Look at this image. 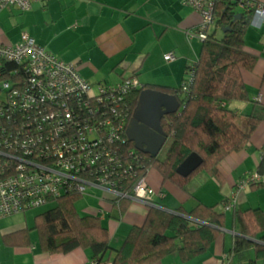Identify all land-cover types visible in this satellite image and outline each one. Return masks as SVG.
Returning <instances> with one entry per match:
<instances>
[{
    "label": "crops",
    "instance_id": "1",
    "mask_svg": "<svg viewBox=\"0 0 264 264\" xmlns=\"http://www.w3.org/2000/svg\"><path fill=\"white\" fill-rule=\"evenodd\" d=\"M247 1L248 6L238 4L248 20L244 50L256 56V62L250 71L242 72L247 99L228 104L244 129L246 116L253 112L261 116L247 147L231 151L218 161V175L203 169L182 185L155 167L146 174L157 193L153 197L157 207L177 213L190 211L199 203L215 206L225 214L224 225L205 252L188 261L172 253L152 264H226L234 239L240 235L235 212L259 208L264 213V22L257 26L254 13L255 5H264V0ZM199 24V14L182 0H37L27 11L12 7L0 10V43L15 44L25 31L62 60L74 63L90 83L111 85L134 75L141 88L172 94L171 90L180 88L188 67L198 60L202 41L195 31ZM169 51L175 53V59L165 61L163 55ZM256 172L259 180L243 183ZM92 188L101 194H86L95 204L80 207V213L99 217L112 246L118 248L133 226L143 224L149 205L129 199L118 218L109 196L98 187ZM227 203L231 208H224ZM19 213L0 217V264L91 263L88 250L81 247L68 252L42 251L36 231V239L32 238L34 230L29 231L30 242L24 243L18 235L31 226L21 219L8 221ZM256 264L263 263L258 259Z\"/></svg>",
    "mask_w": 264,
    "mask_h": 264
},
{
    "label": "trees",
    "instance_id": "2",
    "mask_svg": "<svg viewBox=\"0 0 264 264\" xmlns=\"http://www.w3.org/2000/svg\"><path fill=\"white\" fill-rule=\"evenodd\" d=\"M238 4L239 0L216 1L215 28L202 41L189 91L184 92L181 86L171 90L181 106L178 112L168 115L162 122L170 140L164 157H151L128 140L123 144L126 153H131L129 157L124 154L127 170L113 171L112 162L97 163L99 168L114 172L115 182L116 176L120 178L117 181L120 191L131 195L135 178L146 175L150 167H155L164 177L179 185L203 169L218 175V161L231 151L247 147L261 116L256 112L246 116L244 129L237 122L234 110L228 107L232 101L247 99L242 72L250 71L256 62V56L244 50L248 20H245V12L234 10ZM237 14L241 17L235 19ZM227 26L229 28L223 31ZM218 28L222 31L219 37L215 36ZM18 71V64L0 59V79H12ZM138 92L127 93L124 98L130 118L137 104ZM192 152L200 155L203 161L191 174L181 176L176 168ZM130 166L132 170H129ZM90 172L84 175L92 179ZM83 195L71 185L59 197L50 198L47 203H54L53 207L36 214L32 226L19 233V239L24 243L30 242L29 231L34 230L38 246L45 252H68L81 247L88 250L93 264H152L172 253L188 261L205 252L225 222V214L215 206L199 203L190 211L172 213L149 205L143 224L133 226L121 246L114 248L108 229L100 218L79 212L77 203ZM128 201L129 198L109 196L114 211L117 209L119 212L118 218L126 210ZM235 213L240 223V235L234 239L226 264H256L258 259L264 264L263 211L248 208Z\"/></svg>",
    "mask_w": 264,
    "mask_h": 264
},
{
    "label": "built area",
    "instance_id": "3",
    "mask_svg": "<svg viewBox=\"0 0 264 264\" xmlns=\"http://www.w3.org/2000/svg\"><path fill=\"white\" fill-rule=\"evenodd\" d=\"M34 1L0 0V10L27 11ZM216 1L182 0L200 16L195 34L201 41L214 26ZM239 3L250 4L247 0ZM254 13L260 26L264 5H255ZM163 57L171 61L175 53L169 51ZM0 59L19 67L12 81L2 77L0 85V217L44 205L71 185L82 193L92 186L108 196L156 205L153 197L157 193L146 175L135 178L128 195L117 188L120 178L116 176L115 182L114 172L97 166L112 162V170H127L123 144L128 141L130 115L124 98L141 89L136 76L111 85L90 83L74 63L62 60L25 31L15 44L0 43ZM194 65L181 84L184 92L193 82ZM126 154L131 155L130 151ZM88 171L92 179L84 175ZM259 179L256 172L243 183ZM231 206L227 203L224 208Z\"/></svg>",
    "mask_w": 264,
    "mask_h": 264
},
{
    "label": "water",
    "instance_id": "4",
    "mask_svg": "<svg viewBox=\"0 0 264 264\" xmlns=\"http://www.w3.org/2000/svg\"><path fill=\"white\" fill-rule=\"evenodd\" d=\"M240 17L241 14H237L235 19ZM228 28L229 26L223 28V31ZM180 106L176 94L141 88L136 107L127 125L128 140L145 154L156 157L168 139L162 122L168 115L178 112ZM202 161L200 155L192 152L177 166L176 172L181 176H188L201 165Z\"/></svg>",
    "mask_w": 264,
    "mask_h": 264
},
{
    "label": "rangeland",
    "instance_id": "5",
    "mask_svg": "<svg viewBox=\"0 0 264 264\" xmlns=\"http://www.w3.org/2000/svg\"><path fill=\"white\" fill-rule=\"evenodd\" d=\"M235 11L240 12V7L236 6L234 8ZM213 29L215 28L214 26L212 27ZM222 34L221 28H218L216 30V34L215 36H220ZM9 81H12L11 78H6ZM4 81V79H0V85L2 84V82ZM170 143V140H167L166 143L164 144V146L162 147V149L160 150L159 154H158V158H163L166 152V149L168 147ZM86 194H92L93 196L97 197V195L101 194V191L96 189V188H92V186H86L85 190H84V197L81 198L78 203H77V208L79 209L80 212V207L84 206V205H93L95 204V201L93 200V198H88L86 197ZM96 199V198H95ZM97 202V201H96ZM54 203L50 202L44 205H40L37 207H32V208H28L25 209L24 211H21L19 214L11 216L8 218V221H15L17 219H21L24 222H26L28 225L32 226L33 224V220H34V216L36 214H39L41 212H44L48 209H50L51 207H53ZM32 238L36 239V233L35 231H33Z\"/></svg>",
    "mask_w": 264,
    "mask_h": 264
},
{
    "label": "flooded vegetation",
    "instance_id": "6",
    "mask_svg": "<svg viewBox=\"0 0 264 264\" xmlns=\"http://www.w3.org/2000/svg\"><path fill=\"white\" fill-rule=\"evenodd\" d=\"M163 125V124H162Z\"/></svg>",
    "mask_w": 264,
    "mask_h": 264
}]
</instances>
